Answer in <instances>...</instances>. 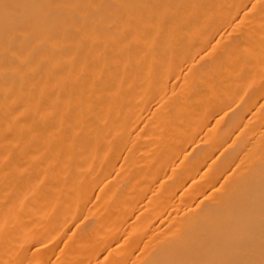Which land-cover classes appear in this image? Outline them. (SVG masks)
I'll return each mask as SVG.
<instances>
[{
  "label": "bare ground",
  "instance_id": "obj_1",
  "mask_svg": "<svg viewBox=\"0 0 264 264\" xmlns=\"http://www.w3.org/2000/svg\"><path fill=\"white\" fill-rule=\"evenodd\" d=\"M0 264H264V0H0Z\"/></svg>",
  "mask_w": 264,
  "mask_h": 264
}]
</instances>
